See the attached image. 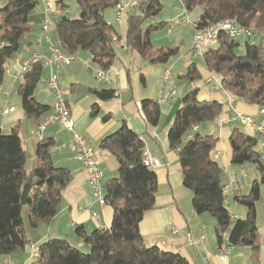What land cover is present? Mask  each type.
Instances as JSON below:
<instances>
[{
  "label": "trees",
  "instance_id": "obj_1",
  "mask_svg": "<svg viewBox=\"0 0 264 264\" xmlns=\"http://www.w3.org/2000/svg\"><path fill=\"white\" fill-rule=\"evenodd\" d=\"M68 0L56 5L67 10ZM80 7L78 17L61 16L53 19L61 51L75 55L87 51L93 63L108 72L117 58L116 47L121 35L105 19V11L114 8L119 0H76ZM187 14L195 8L201 14L195 29L202 30L225 19H234L243 26L264 27V0H179ZM38 0H7L0 9V86L10 59L25 47L26 37L34 30L33 12ZM137 12L127 16L126 45L137 52L149 65L169 64L179 52V46L156 47L151 36L168 23H146L163 9L161 0H139ZM43 18V22H44ZM244 48L238 55L237 49ZM201 64L192 62L181 76L191 84L203 79L201 68L215 74L224 91L247 105L264 107V39L254 42L239 40L221 34L215 46L206 49ZM45 65L33 64L23 74L18 94L21 108L28 119L47 117L51 107L40 103L36 89ZM145 85V76L141 74ZM99 101L108 102L118 97L115 89H91ZM198 88H192L182 99L173 123L167 131L170 149L178 152L182 181L193 193L195 214H210L216 221L218 246L228 236L230 248H250L257 256L261 250L257 225L256 204L264 190V163L259 137L233 128L230 136L231 162L234 165L251 164L257 174L249 194L236 196L235 201L247 209L245 218L235 219L227 207V187L224 170L213 158L218 139L213 134L198 131L191 139L188 133L193 125L215 122L224 113L225 104L202 101ZM141 110L152 127L161 120V103L144 99ZM100 113L98 103L92 106L91 116ZM111 117L106 114L107 121ZM44 119V118H43ZM38 128V127H37ZM22 123L9 134L0 127V257L23 252L29 244L23 208L28 207L29 226L37 229L51 222L57 215L65 189L74 179V173L58 167L52 160L54 138L39 139L34 151L37 163L26 170L27 150L21 138ZM99 148L118 161L117 176L104 184L105 201L114 210L110 228L91 233L80 226L77 234L91 251L72 246L64 239L43 242L38 251L40 258L31 264H189L179 253L168 252L157 246L148 247L140 233L144 214L153 209L158 193L155 171L143 164L144 144L138 134L123 120L114 133L103 138Z\"/></svg>",
  "mask_w": 264,
  "mask_h": 264
},
{
  "label": "crops",
  "instance_id": "obj_2",
  "mask_svg": "<svg viewBox=\"0 0 264 264\" xmlns=\"http://www.w3.org/2000/svg\"><path fill=\"white\" fill-rule=\"evenodd\" d=\"M38 1L39 4L33 12L34 30L26 37L25 47L22 51L10 59L9 70L6 71L4 82L0 86V127L3 133L9 134L21 122L23 146L26 144L24 141H29L33 150L35 143L39 141L36 135L37 127L46 117L40 120L25 117L21 108L18 85L23 80V75H20L23 60L38 49L36 42L41 35L44 23L45 1L53 4L52 0ZM57 1L55 0V5ZM0 3L5 5L4 0H0ZM240 42L244 43L242 40ZM56 43L49 31L43 40L41 53L49 56L52 46L61 49L60 46L55 45ZM188 55L189 60H179L180 67L185 71L192 62H197L192 59L190 52ZM73 56L77 57L79 61L61 64L58 69L45 66L35 97L40 103L49 105L51 107L49 113L52 112L55 96L47 88V77L53 70L58 71L61 76L60 86L66 96L74 121V130L83 136L92 147L102 170L104 196V184L117 176L119 164L115 157L99 148V143L103 138L118 130L123 120L138 134L144 148L148 149L151 155L161 162L160 166L153 168L158 180L155 206L144 214L140 223V233L146 245L179 253L188 260L189 264H264V228H260L258 225L261 250L257 256L253 255L250 248H232L228 256L224 258L219 252L215 219L210 214H195L192 205L193 193L183 185L178 152L170 149L167 139L168 128L173 123L181 102L174 101L167 106L168 112L161 115L160 123L168 124V128H162L161 124L158 127H152L145 120L141 110V102L144 99H150L148 98L149 94H144L141 90L136 92L131 68L133 57L131 50L125 46L121 47L117 53V61L115 60L111 70L104 72L107 80L98 78L90 71V69L95 71H101V69L93 63L89 52L78 51ZM83 63H86L87 67ZM168 65L164 66V70ZM175 65L176 62H173V66ZM201 71L203 79L194 84L190 83V90L194 87L198 88L199 100L218 101L226 105L229 100L228 94L223 90L216 89L213 84L207 83V78L211 74L203 68ZM183 75L184 73L180 75L181 80H184L181 77ZM173 78L172 75L169 80ZM163 80V90L161 91L175 92V95L163 102H167L169 99L175 100L177 90L167 86L165 82L169 80L166 81L164 78ZM216 80L220 82L217 76ZM91 89H115L118 92V97L108 102L99 101ZM149 97L158 100V97L156 99L154 96ZM234 101V113L264 121V117L259 114L258 106L247 105L235 97ZM95 103H98L100 113L96 117H92V106ZM6 107L14 108V111L4 115L2 110ZM230 112H232L231 109L224 107L223 115L227 113L229 115ZM106 114H110L111 117L104 121L103 118ZM236 127L246 134L258 137L254 128L240 122H232L220 127L216 120L213 123L199 125V132L213 134L218 139L213 151V158L224 170L227 181L226 205L235 219L245 218L247 215V209L238 204L235 197L249 194L248 191L251 190L252 183L257 178L251 164L234 165L231 162L230 136L233 128ZM49 137L56 141L52 148L53 151H51L54 164L71 170L74 173V179L65 189L61 206L54 219L49 223H43L37 229L31 228L25 223L29 244L23 252L0 257V264H31L35 260L34 253L38 251L39 246L50 239H64L70 245L88 252L90 247L78 236L77 228L82 226L87 233H91L98 229H108L111 226L114 210L107 204L101 205L95 197L89 181L91 174L77 157L72 133L64 125L56 123L47 127L43 132V138ZM58 143H61L59 147H57ZM24 148L26 149L25 146ZM259 148L261 147L258 146ZM30 171L31 169L27 170V172ZM95 213L97 216L94 215ZM172 228L178 230L177 235L172 232ZM201 236H204V242L200 248L195 242Z\"/></svg>",
  "mask_w": 264,
  "mask_h": 264
},
{
  "label": "built area",
  "instance_id": "obj_3",
  "mask_svg": "<svg viewBox=\"0 0 264 264\" xmlns=\"http://www.w3.org/2000/svg\"><path fill=\"white\" fill-rule=\"evenodd\" d=\"M128 8V3L121 2L116 7V23L122 24L124 22V17L126 10ZM45 16L46 20L42 26V32L40 37L37 39V46L38 49L33 52L29 57H27L22 62V68L20 71V75H23L27 72L33 64L38 62H43L46 66H51L52 68L58 69L61 64H70L72 62H77L79 59L74 56H66L62 52H60L54 46L50 49V55L45 56L41 53V45L42 41L47 37L49 29L52 25V17H59V16H69L70 12L62 9L58 5L51 4L45 1ZM178 11L187 14L185 8L181 10L180 8ZM190 19L188 17L182 18L183 24H189ZM221 34H226L230 38L235 40H244L249 42H254L257 39H264V27L258 28L256 26H243L238 23L234 19H225L218 23L212 24L202 30H196L195 36L192 42V54L195 58L203 57L206 49L216 44L218 38ZM245 43V42H244ZM85 67H87L86 63H83ZM90 69V68H89ZM9 70V65H6V71ZM90 71L95 74L98 78L107 80V76L103 71H95L90 69ZM16 76V75H15ZM165 80H169L172 77L171 69L167 68L164 72ZM61 76L58 71L53 70L49 76L47 77V88L51 91L55 96V101L53 105V110L48 116L38 125L36 135L38 139H43V132L45 129L51 125L56 123H60L64 125V127L72 133V139L75 151L77 153L78 159L83 163V165L88 169L90 172V185L94 190V195L98 199L101 205H106L105 197L103 195V173L102 170L96 160L95 152L92 147L89 145L87 140L78 134L74 130V121L71 117L70 107L64 92L60 86ZM216 75L211 74L207 78V83L213 84L214 87L218 90H223L221 82L217 81L216 83ZM228 94V93H227ZM175 95V92H167L163 91L160 95V101H166L169 97ZM229 100L225 107L232 110L229 115L225 114L220 116L217 119L218 126L222 127L232 122H240L241 124L251 126L257 132L258 137L260 139V149L262 151L261 160L264 163V121H258L255 117L252 116H244L240 114H236L233 111L234 108V96L228 94ZM14 111V108L6 107L2 110L4 115L9 114L10 112ZM229 112V110H228ZM259 114L264 117V107L259 108ZM199 131L198 125H193L188 133L187 138L191 139L196 133ZM143 164L149 168H157L161 165L159 160H156L150 153L148 149H144L142 155ZM225 195L227 196V191L225 190ZM97 216V213L94 214ZM172 232L174 234H178V230L176 228H172ZM204 242V236H201L198 240H196L195 244L198 247H202ZM230 246L228 241V236L224 237V242L219 247V252L222 257H227L230 253ZM34 258H40V252L37 251L34 253ZM12 264V263H7Z\"/></svg>",
  "mask_w": 264,
  "mask_h": 264
},
{
  "label": "rangeland",
  "instance_id": "obj_4",
  "mask_svg": "<svg viewBox=\"0 0 264 264\" xmlns=\"http://www.w3.org/2000/svg\"><path fill=\"white\" fill-rule=\"evenodd\" d=\"M120 4L121 2L123 3H128V8L125 13L124 17V22L122 24H117L116 23V7L114 8H109L105 11V19L112 24L117 32L121 35V40L117 44V53L118 51L121 50L122 46L126 45V31H127V16L132 13L137 12V5L139 4V0H119ZM163 4V9L162 11L155 16L154 18L150 19L147 23L146 26H149L151 23H168L165 28H163L161 31L152 34L151 40L154 46L156 47H167V46H179L180 47V52L179 54L171 60L169 65L165 68L171 69V73L174 76L173 79L165 82L169 88H175L177 90V95L173 99H169L167 102H160V94L162 93L161 90H163V84L165 77L163 76L165 70H164V64H156V65H149L147 64L144 59L137 53L133 52V57H132V74H133V79H134V84L136 87V92H139L140 90L144 94H149V96H154L155 99L158 97V100L161 103V111L162 114H166L169 109H167V106L170 105L171 103L176 102H181L182 98L190 91V82L186 80H181L180 75L185 74V69L181 68L180 65L181 63L179 60L183 59L184 61L189 60V52L192 55V59L197 61L199 64H201V61L199 58H195L192 54V42L193 38L195 36V22L198 20L199 15L201 14V9L200 8H195L191 13L185 14L178 9L180 8L181 10L184 9L182 3L179 0H161ZM40 2H43L40 0ZM53 4L55 5V0H52ZM7 3V0H4V4ZM67 4L69 5V8L66 10L70 12L69 17H78L80 15V7L77 3L76 0H68ZM41 5V4H40ZM39 5V7H40ZM4 5L0 3V9ZM61 17V16H59ZM56 17V18H59ZM188 17L190 19L189 24H183L182 23V18ZM1 18V14H0ZM55 17H52V25L51 28L49 29L50 31V36L53 37V41L59 42L58 36L53 24V19ZM44 19L46 20L45 16V11H44ZM44 20V21H45ZM44 24V23H43ZM194 34V35H193ZM243 42H246L242 40ZM43 43V41H42ZM37 44V42H36ZM56 46H60L59 43L55 44ZM216 44H213L211 46H215ZM42 46V45H41ZM210 47V46H209ZM56 48V47H55ZM58 49V48H57ZM60 52L65 54L66 56H71L67 55L61 49H58ZM22 51V50H21ZM20 53V52H19ZM238 55H241L244 53V48L241 45L239 49H237ZM73 56V55H72ZM75 57V56H74ZM117 59V58H116ZM191 59V57H190ZM117 61V60H116ZM173 62H176V65L173 66ZM45 65V64H44ZM167 65V64H166ZM46 66V65H45ZM60 67V66H59ZM90 68V67H88ZM140 68V69H139ZM138 70V71H137ZM141 70V71H140ZM102 71V70H101ZM141 74L145 76L146 79V86L143 85L141 82ZM137 75V76H136ZM23 81L21 80L19 82V85ZM18 85V88H19ZM156 91L158 92L156 94ZM167 91V90H166ZM151 99V97H149ZM153 99V98H152ZM164 111V113H163ZM161 127L162 128H168V124L161 122ZM38 138V137H37ZM28 139V138H27ZM26 139V140H27ZM29 140V139H28ZM26 144L24 145L26 149L28 150L27 153V159H26V170H30L33 168L35 163L37 162V157L34 153V150L32 147L29 145V141H24ZM61 143H58L57 147H59ZM53 151V149L51 150ZM94 191V190H93ZM250 191V189H249ZM248 191V193H249ZM256 210H257V225H259L260 228H264V190H262L261 193V198L256 204ZM23 218L26 223V225H29L28 222V207L25 206L23 208ZM91 251V249H90ZM88 251V252H90ZM84 252V253H88Z\"/></svg>",
  "mask_w": 264,
  "mask_h": 264
}]
</instances>
